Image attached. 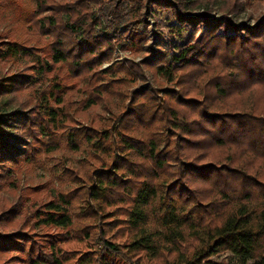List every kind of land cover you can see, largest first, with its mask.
Here are the masks:
<instances>
[{"label":"trees","instance_id":"1","mask_svg":"<svg viewBox=\"0 0 264 264\" xmlns=\"http://www.w3.org/2000/svg\"><path fill=\"white\" fill-rule=\"evenodd\" d=\"M148 3L173 9L172 31L203 21L214 29L156 67L179 85L162 101L125 86L149 60L99 69L109 33L130 31L122 47L144 37ZM201 3L0 0V71L3 57L20 55L54 81L30 105L16 92L31 74H0V195L18 187L24 163L48 175L46 190L27 187L0 206V264H213L225 252L235 264H264V15L243 27L225 13H189ZM94 5L108 31L94 32ZM75 89L87 92L81 106L69 98ZM69 152L85 153L75 164ZM39 189L47 197L28 212Z\"/></svg>","mask_w":264,"mask_h":264},{"label":"rangeland","instance_id":"2","mask_svg":"<svg viewBox=\"0 0 264 264\" xmlns=\"http://www.w3.org/2000/svg\"><path fill=\"white\" fill-rule=\"evenodd\" d=\"M204 3L198 4L196 6L189 8L190 14H200L205 13L206 16L212 19H219L225 13L230 20L239 25V26H250L262 15H264V0H203ZM234 2L236 4L235 12H225L227 11V3ZM148 12H145L141 16L142 23L145 27L144 37L140 42L131 46L122 47L119 45V40L123 43L124 34L129 33L130 31L126 29L125 26H120L117 31L109 33L112 35V50L110 57L107 61H104L99 66V69L107 76L113 74L115 71L106 70L107 67L112 66L115 63H127L128 61L141 63L143 60H149V66H142V70L139 75L130 74L129 79L125 82V86L128 90H136L143 87H146L151 92V95L159 101H162L163 98L170 91H179V85L177 84V79L174 78L169 80L168 76L161 75L156 70L158 65L167 67L165 64L169 61L171 54L178 53L184 47L190 46V50L196 48L200 42H202L205 37L214 31L213 27L210 24L200 22L196 25L194 31H192L190 25L182 30L172 31V23L175 22L173 15V9L169 7L156 8L154 4L148 3ZM94 12L98 19V24L93 25L94 32L100 33L103 31H108L109 27L106 23L105 17L101 12H98L97 5H94ZM173 8L178 9V4L173 2ZM109 21L112 18L108 17ZM175 29V28H174ZM18 33H21L19 29L16 30ZM111 32V31H110ZM115 38V40H114ZM29 42H34L35 44H42L43 41H34L29 40ZM124 44V43H123ZM39 54L44 55V51L39 49ZM164 53L163 56H160V53ZM2 70L0 71L1 75L7 73H18V72H27L31 74L30 84H26L25 87L16 92V100H26L29 101L30 105L35 102L33 95H37L42 90L48 91L53 87V79L51 78L50 73H34L33 69H29V61L23 56L16 55V57H3L2 58ZM170 64V62H168ZM169 66V65H168ZM53 72V71H52ZM65 70H61L58 74H63ZM34 73V75H33ZM118 74H125L122 71H119ZM68 83L73 82L74 78L70 77L66 79ZM180 94V93H178ZM87 96V92L84 89H75L71 92V97L76 105L83 104L84 98ZM3 99L5 97H2ZM9 102L8 100H6ZM15 101V100H14ZM13 101V103H14ZM16 102V101H15ZM127 98L124 100V105L126 108ZM10 103V102H9ZM17 104V102H16ZM128 105V104H127ZM94 108V105L90 109ZM100 111L103 114H107L101 110V107L98 105L95 109ZM124 110V109H123ZM27 139V138H25ZM85 153V152H84ZM84 153L69 152L67 153L68 160L76 164L79 158L84 156ZM48 175L45 169L39 165H32L30 163H24L15 169L12 176L13 182L16 186L14 189L2 190L0 195V206L5 201L12 202L15 197L23 191V189L32 186H40L41 189H44L41 185L46 182ZM41 189L36 190L37 198L33 204L30 202H25L23 207L27 208V211H31L37 203L41 200L46 199L47 194H43ZM46 190V189H44ZM3 207V205H2ZM18 219L22 215L16 216ZM33 219L30 216L28 222H32ZM33 226V225H32ZM31 228L36 232L42 230L39 226H34ZM213 264H235L233 258L227 252L215 255L212 257Z\"/></svg>","mask_w":264,"mask_h":264}]
</instances>
